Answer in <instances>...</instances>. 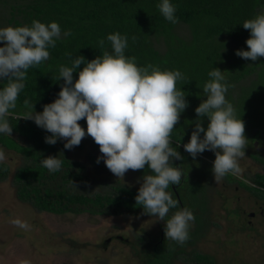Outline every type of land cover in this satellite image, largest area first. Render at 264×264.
Wrapping results in <instances>:
<instances>
[{"label": "trees", "instance_id": "16d2710c", "mask_svg": "<svg viewBox=\"0 0 264 264\" xmlns=\"http://www.w3.org/2000/svg\"><path fill=\"white\" fill-rule=\"evenodd\" d=\"M7 1H13V4ZM7 1L3 3L9 10L7 22L10 25H31L33 20L39 19L44 23L56 21L61 26L62 38L57 40L55 48L48 49L50 59L28 70L25 88L19 94L17 106L10 110L6 117L13 128L12 134L24 143L20 144L14 137L0 133V146L21 155L23 159L22 164L12 175L16 197L36 211L52 214L88 213L98 216L145 213L143 206L136 204L135 197L138 191L129 187H113V192L109 194L88 196L77 193L75 188L88 182L84 165L68 157L70 150L64 148L66 142L63 139H58L54 145L46 143L45 138L51 133L37 126L34 120L22 117L29 111L24 105L26 99L29 100L30 105H34L35 112H42L46 104L58 98L61 85L64 83L63 78L56 80L59 66H70V59L65 53H71L72 58L82 55L90 61L101 55L103 50H110L107 41V35L110 33L118 31L121 35H127L128 47L125 55L135 56L139 66L159 65L162 70L178 69L184 74L186 79L178 81L177 88L184 91L189 106L180 114L179 122L172 132V140L177 141V144L172 143V147L176 148L183 157V159H173L172 163L182 168L183 175L188 168L182 167L181 160L191 165L192 171H189L193 172L196 179L200 178V174L196 176L194 170V160L198 161L199 158H193L185 151L183 145L190 141L191 133L195 129L197 120L195 109L207 99L203 93V86L210 79L208 73L213 69L219 68L223 71L229 85L226 99L233 104L237 117L244 121L248 138L264 127V109L261 108L264 107V57L252 61L236 55L237 50H248L246 40L250 38L251 32L243 28V22L264 12V0H170L176 7L175 16L178 18V23L175 24L167 21L160 13L157 5L161 0ZM178 24H185L189 28V40L175 33ZM65 32H69L70 35L64 36ZM133 36L136 37L135 41L132 39ZM100 39L105 40V49L99 48ZM226 40L230 46H234V49L227 51L228 48L227 50L224 48ZM160 44L164 46L163 51H159L156 47ZM83 67L82 64L80 70ZM249 74H255L257 80L255 78L246 89L240 88L234 95V87ZM73 75L75 81L78 79L79 70ZM6 83L0 80V88ZM257 85L262 88L258 93L260 95L256 96ZM244 113L247 114L246 118L241 117ZM255 116L256 118L253 119ZM257 118L261 119L258 125H256ZM202 122L206 129L210 120L205 116ZM79 123L86 131V119H82ZM203 135L204 133H201V138ZM85 138L94 150L100 152L99 145L92 137L86 134ZM204 152L202 155L205 154ZM211 154L215 156L214 151H211ZM48 156H58L63 161L60 171L49 172L43 167L42 160ZM256 158L264 164L262 158L258 156ZM8 171V165L0 162V179H5ZM139 171L144 175L152 174L147 165ZM182 177L184 179L181 180V187L185 189L186 197H181L178 186L174 185L173 189V185H170L168 191L176 200L178 197L175 193L178 192L182 205L188 203L185 207L189 209L197 207L203 211L204 203L198 204L199 185L193 178L189 180L188 176ZM254 182L264 189V175H257ZM254 193L257 195L262 192L255 188ZM188 196L195 200L188 199ZM178 208L179 206L170 210ZM199 217L200 215L195 216V221L198 223L193 232L195 235L202 230ZM162 232L165 233V228ZM189 236L190 238L183 245L172 240L170 241L173 244L165 245L164 238L155 246L150 245L142 255L145 259L143 264H169L174 253L183 254L184 247L194 248L196 239L193 238L195 240L191 241V234ZM139 239L142 241L141 238ZM188 261L191 264H215L213 257L202 255L195 250L189 254Z\"/></svg>", "mask_w": 264, "mask_h": 264}, {"label": "clouds", "instance_id": "9594fccd", "mask_svg": "<svg viewBox=\"0 0 264 264\" xmlns=\"http://www.w3.org/2000/svg\"><path fill=\"white\" fill-rule=\"evenodd\" d=\"M157 7L167 21L178 23L176 7L170 0H161ZM243 28L251 32L246 40L248 50H237L236 55L252 61L264 57V12L245 20ZM68 35L69 32L64 33ZM61 38V26L56 21L44 23L35 19L31 25L0 27L3 45L0 46V80L7 82L0 88V133L12 136L13 128L6 117L17 106L27 72L48 61L49 47L55 48ZM132 39L135 41L136 37ZM107 41L110 50H103L90 61L82 55L72 58L71 53H65L70 66H59L56 80L63 78L64 83L58 98L46 104L42 112H35L34 105L26 99L24 105L29 111L22 117L34 120L37 126L51 133L45 138L46 143L54 145L58 139L65 140V149L78 146L86 134L92 137L99 145L106 167L118 178H124L128 170H141L147 165L152 174L143 176L136 204L143 206L145 213L166 221V240L183 245L190 238L189 229L195 220L193 211L184 207L166 217L179 203L168 188L180 185L183 176L182 168L172 163L173 159H183L172 147V132L180 114L189 106L184 91L177 88V82L186 78L178 69L162 70L153 64L139 66L135 56L125 55L127 35L118 31L110 33ZM98 45L105 49V40L100 39ZM77 70L78 79L74 81ZM208 76L210 79L203 86L207 99L195 109V129L183 147L193 158L205 150L214 151L212 171L219 183L228 174H240L239 160L245 155L248 139L244 121L226 99L229 85L223 71L215 68ZM205 116L210 120L206 129L202 122ZM82 119H86V131L79 123ZM5 160V153L0 150V162ZM100 160L98 157L97 163ZM62 164L58 156L42 160L49 172L60 171ZM11 223L28 228L20 219Z\"/></svg>", "mask_w": 264, "mask_h": 264}, {"label": "rangeland", "instance_id": "374dc122", "mask_svg": "<svg viewBox=\"0 0 264 264\" xmlns=\"http://www.w3.org/2000/svg\"><path fill=\"white\" fill-rule=\"evenodd\" d=\"M4 1L0 0V27L10 25L7 22L9 10ZM7 2L13 4V1ZM175 33L185 40L190 39L189 28L185 24H178ZM225 42L224 48L226 50L228 48L227 51L234 49L227 40ZM0 46H3L2 42ZM156 47L159 51L164 50L162 44ZM255 78L257 80L255 74L245 76L234 87L233 94L236 95L240 88L246 89ZM258 86L256 96L260 95L258 93L262 88ZM261 108L264 109L262 106ZM245 115L247 114H241V117L246 118ZM255 118L256 116L253 117ZM260 120V118L256 119V125L260 123ZM262 133H264V127L256 131V134L262 135ZM245 135L248 146L244 157L239 160L241 172L236 177L242 176L241 173L246 177L253 172H264V164L253 162L249 157V154H253L264 160V138H256L258 144L256 147L260 146L263 151L258 152L255 145L251 144L248 135ZM12 137L18 140L16 135L12 134ZM18 142L24 143L23 140ZM172 143L177 144V141L172 140ZM0 150L4 151L6 156V160L2 163H6L9 168L7 177L0 179V264H21L24 260L28 261V264H143L145 259L142 255L150 245L155 246L163 238L165 245L173 244L170 240H166L165 233L162 232L166 221L159 220L158 217L150 214L98 216L88 213L52 214L36 211L17 199L15 186L12 183L15 169L23 162L21 155L7 151L1 146ZM68 157L84 165L85 176L88 178L86 184L75 188L77 193L88 196L109 194L116 186L129 187L138 191L143 182L144 174L139 170H128L124 178L115 176L106 167L101 152L94 150L85 137L78 146H74L69 151ZM98 157H101L100 163H97ZM214 160L215 156L209 152L199 158L198 163L194 165V170L201 171L198 172L200 176L201 174L206 177L209 175L208 180L199 178L198 181L200 186L198 187L206 195L204 200L208 201L207 206L203 204V211L198 208L190 209L194 216L200 215L198 221L202 225V230L195 235L193 232L198 223L195 220L191 222L189 234L192 237L191 241L196 239L194 248L184 247L183 254L174 253L169 264H191L188 260L193 250L213 257L215 264H264L263 222L257 216L256 218L245 216L233 218L231 214L238 206L246 208V211L253 210V199L248 194L240 195V192L236 190L233 192L235 182L233 184L227 182V190H223L221 186L226 183V177L217 183L214 173L209 174V169H213ZM209 161L211 163H208ZM183 163L185 162L181 160L182 167L188 168L186 173L184 172L185 177L188 176L187 179L194 180L193 172L189 171L191 165ZM245 182L249 184L250 180L246 177ZM206 188L216 192L207 194ZM184 190H180L181 197L187 195ZM187 198L195 200L191 196ZM226 198H228V206L224 202ZM185 204L188 203L185 202ZM179 209L180 206L177 210ZM177 210H170L168 218ZM14 219L27 223L28 228L23 229L12 224L11 221ZM248 219L253 226L249 231L245 228Z\"/></svg>", "mask_w": 264, "mask_h": 264}, {"label": "flooded vegetation", "instance_id": "af4514ba", "mask_svg": "<svg viewBox=\"0 0 264 264\" xmlns=\"http://www.w3.org/2000/svg\"><path fill=\"white\" fill-rule=\"evenodd\" d=\"M245 134L248 135L247 132H245ZM256 137L264 138V133H262V135H259V134L257 135V134L254 133L253 137L252 136L249 137L250 141H251V144H253V146L255 145V148L258 150V152H263L262 148L260 146L256 147V145H258L257 142H256ZM209 152H211V151L206 150V152H204L205 153L204 155H206ZM204 155L201 154L200 156L197 155L196 157L197 158H201ZM249 157H250V159L253 162H258L260 164H263L262 162L257 160L256 155H253V154L250 155L249 154ZM194 163H195V165L198 163L197 159L194 160ZM208 163H211V161H209ZM263 169H264V167H263ZM205 170H207V169H205ZM198 172H201V171H198ZM211 173L213 174L212 168L209 169V174H211ZM241 174H242V176H239V177L234 176L235 178H233V175H231V174L226 175L225 176L226 177V183L224 185H222L221 187H222L223 190H227V187H228L227 182H229L231 184H233L235 182V188L233 189V192L236 190L237 192H240V195L243 194V193L248 194L253 199V204H254L253 207L254 208H253V210L247 209L248 211H246L245 210L246 208H243L242 206H238L237 209H234L231 212V214L233 215L232 217L233 218H240L242 216H245V217H248V218H256V216H257V218H259L264 224V194H263L264 193V189L262 188V186H260V185H258L257 183L254 182V179H256V176L257 175H264V172H253L251 175L246 176L250 180L249 184L245 182V178L246 177L243 176V173H241ZM198 175L199 174L196 171V176H198ZM208 176L209 175H207V177L205 175L202 176V174H201L200 179L208 180L207 179ZM194 179H195V182H197V184H198L199 179H196L195 177H194ZM243 183H245V184H243ZM181 185H182V183H180V185H175V186H178V188L180 187V190H181V188L184 189L183 186L181 187ZM175 186L173 185L172 188L174 189ZM255 188H256V190L258 189L262 193H260V194L258 193L257 194L258 196H257L254 193V189ZM205 190H206L207 194H210L211 192H213V193L216 192V190L211 191V189H208V188H206ZM207 190L210 191V192H208ZM177 194H178V192L175 193V196L178 197L177 198V200L179 202L178 206H180V209H181V208H183V205H182V202L179 200V194L178 195ZM229 194H228V196H229ZM199 195H200V198H199L200 201L198 202V204L200 202H203L207 206L208 201L206 199L204 200V198H206V195L204 194L203 190H201L200 188H199ZM238 200H239V198H238ZM224 202L226 203V206H228V204H227L228 198H226V200ZM195 208H197V207H195ZM229 211H230V209H229ZM229 211H228V213H229ZM252 227H253L252 226V222L248 219L246 221L245 228H247L248 231H249V229L251 230ZM253 232H255V231L253 230Z\"/></svg>", "mask_w": 264, "mask_h": 264}]
</instances>
